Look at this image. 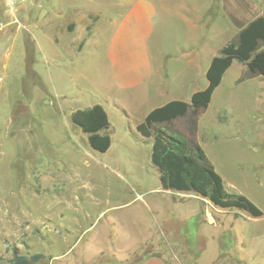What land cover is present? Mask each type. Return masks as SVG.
Returning a JSON list of instances; mask_svg holds the SVG:
<instances>
[{
    "label": "rangeland",
    "instance_id": "374dc122",
    "mask_svg": "<svg viewBox=\"0 0 264 264\" xmlns=\"http://www.w3.org/2000/svg\"><path fill=\"white\" fill-rule=\"evenodd\" d=\"M134 1L23 0L14 18L0 15L7 24L0 33V264L15 253L41 255L31 264H136L145 254L170 264H215L219 238L234 258L220 264H264V138L250 131L264 108V77L245 78L234 61L207 108L159 125L198 141L226 191L262 211L255 223L240 220L222 232L207 201L162 190L150 161L152 137L136 131L156 101L113 85L108 39ZM89 11L95 18L87 27L71 21ZM166 16L158 4L148 42L158 58L174 54L182 31ZM54 35L62 36L57 43ZM178 80L187 101L207 83L193 68ZM95 104L110 122L105 152L93 150L70 119Z\"/></svg>",
    "mask_w": 264,
    "mask_h": 264
},
{
    "label": "crops",
    "instance_id": "0c3cea01",
    "mask_svg": "<svg viewBox=\"0 0 264 264\" xmlns=\"http://www.w3.org/2000/svg\"><path fill=\"white\" fill-rule=\"evenodd\" d=\"M158 4L160 10L170 20L172 17L177 18L182 27L179 38L175 39L178 46H174V54L162 55L161 59L153 56L148 46L149 39L157 23ZM117 6L120 7V4ZM92 15H94V12L89 11L86 12V15L77 18L72 17L71 21L79 24V26L87 27L91 20L95 18ZM262 15L264 16V0H136L119 15L108 39L106 58L111 69L113 85L122 91L140 92L145 97V102L155 100L156 103L153 108L162 106L172 100L187 101L182 90L186 83L178 80L179 77L185 75L190 68H193V70L199 69L205 75L211 59L219 54L221 48L237 37L242 28ZM170 20H168V23H170ZM163 21L162 17L161 24ZM61 37L60 35H54L49 39L51 42L57 43L58 38ZM176 51L180 52L179 56L176 55ZM178 58L187 59L186 64H179L178 62L168 64L172 60L178 61ZM205 59L206 63L202 65L201 62H204ZM242 67L246 71L245 65L242 64ZM170 74L172 78H169ZM255 77L261 78L264 76H254L252 78ZM170 81L173 82L172 86L167 89L165 86ZM250 123V131L259 133V139L264 138V108L262 114L253 118ZM195 143H198V141ZM195 196L197 199L207 201L209 206L217 212L218 223L222 232L226 231L224 229L226 227L228 228L227 231L231 233L233 224L240 222V220L255 223L259 219V217H252L243 211L216 208L208 200L198 195ZM194 203L193 216L196 217L200 209L197 207V202L194 201ZM205 219L204 216L203 220L205 221ZM252 234L257 235L258 233L253 232ZM219 237H222V233ZM217 245L220 248V238ZM218 258L219 254L213 262H216ZM228 259L231 262L234 260L230 252ZM137 264L170 263L164 255L149 254L141 257Z\"/></svg>",
    "mask_w": 264,
    "mask_h": 264
},
{
    "label": "trees",
    "instance_id": "16d2710c",
    "mask_svg": "<svg viewBox=\"0 0 264 264\" xmlns=\"http://www.w3.org/2000/svg\"><path fill=\"white\" fill-rule=\"evenodd\" d=\"M233 61L245 65V78L264 76L263 15L242 28L237 37L224 45L219 54L211 59L205 74L207 80L205 88L194 92L189 101L172 100L149 110L143 121L136 126V131L144 138L152 137L150 161L159 173L160 186L163 190L192 193L208 200L216 208L239 210L252 217H260L262 211L245 195L226 191L222 177L198 143L159 127L188 113L195 115L200 109L207 108L214 90ZM70 119L88 135V143L93 150L98 152L108 150L111 138L105 130L109 127V118L102 105L95 104L76 109L71 113ZM135 255H138L137 251L131 256ZM40 257L41 255L37 254L27 259L15 253L10 264H31ZM228 258V248L221 245L219 258L215 264H220ZM236 263L240 264L239 261Z\"/></svg>",
    "mask_w": 264,
    "mask_h": 264
},
{
    "label": "built area",
    "instance_id": "2783aa9c",
    "mask_svg": "<svg viewBox=\"0 0 264 264\" xmlns=\"http://www.w3.org/2000/svg\"><path fill=\"white\" fill-rule=\"evenodd\" d=\"M23 0H0V15H8L14 18V9L18 5V3ZM12 22L15 21L12 19ZM7 24L3 21H0V33L5 28Z\"/></svg>",
    "mask_w": 264,
    "mask_h": 264
}]
</instances>
